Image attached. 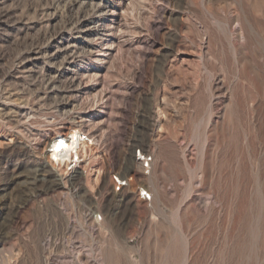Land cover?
Masks as SVG:
<instances>
[{
	"label": "rangeland",
	"instance_id": "rangeland-1",
	"mask_svg": "<svg viewBox=\"0 0 264 264\" xmlns=\"http://www.w3.org/2000/svg\"><path fill=\"white\" fill-rule=\"evenodd\" d=\"M0 15V264H264V0ZM76 124L128 162L153 151L151 208L51 169L47 142Z\"/></svg>",
	"mask_w": 264,
	"mask_h": 264
},
{
	"label": "built area",
	"instance_id": "built-area-1",
	"mask_svg": "<svg viewBox=\"0 0 264 264\" xmlns=\"http://www.w3.org/2000/svg\"><path fill=\"white\" fill-rule=\"evenodd\" d=\"M99 163L92 164V161L84 158L80 153V161L67 162L65 164H56L58 172L65 175V182L73 188L74 192L78 191L79 186L87 183V177L91 172L98 175L99 185L107 183L108 194L118 204L122 203L125 195L132 194L147 208H151L154 201V193L147 182V177L152 172L154 164V153L149 147L135 145L132 147L129 162L127 154L114 155L104 152L96 158ZM130 167H129V165ZM50 167L54 169L53 165ZM80 174V177L78 176ZM89 211L90 209L87 208ZM96 222H102L105 218V212L100 209L90 210L88 212Z\"/></svg>",
	"mask_w": 264,
	"mask_h": 264
},
{
	"label": "bare ground",
	"instance_id": "bare-ground-1",
	"mask_svg": "<svg viewBox=\"0 0 264 264\" xmlns=\"http://www.w3.org/2000/svg\"><path fill=\"white\" fill-rule=\"evenodd\" d=\"M95 102H94V104H95ZM92 105H93V103H92ZM87 121H89V118L87 119ZM87 125H89V124H87ZM89 129H90V127H89ZM92 132L90 130L85 129V127L83 128L81 125H77L75 127H72L66 133H56L54 136H52L50 138V140L47 142V145L45 148V154H46L47 162H48L49 166H50V164H52L54 167V169H52V168L51 169L53 171H58L59 168L56 167V164H59V165H60V163L65 164L67 162H72L74 160H75V162H76L75 164L77 166V162L80 161V159H79L80 153L82 154V156L84 158H87L89 160L96 159L100 155V153L102 152L101 151V143H100L101 138L99 139L97 137V135L92 134ZM103 136H104V134H103ZM59 174L61 175V172ZM97 180H98V175L91 172L89 174V176L87 177V183L85 185L91 186Z\"/></svg>",
	"mask_w": 264,
	"mask_h": 264
}]
</instances>
